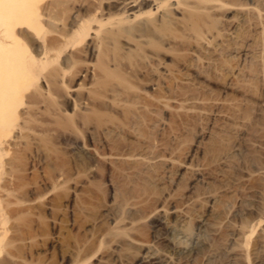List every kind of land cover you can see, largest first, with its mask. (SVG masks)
Returning <instances> with one entry per match:
<instances>
[{
	"label": "bare ground",
	"instance_id": "6f19581e",
	"mask_svg": "<svg viewBox=\"0 0 264 264\" xmlns=\"http://www.w3.org/2000/svg\"><path fill=\"white\" fill-rule=\"evenodd\" d=\"M219 78L239 99L211 95ZM57 138L100 148L111 193L69 201L83 236L45 248L24 219L39 198L21 190ZM147 220L163 234L148 239ZM52 250L60 264H264V0H0V264Z\"/></svg>",
	"mask_w": 264,
	"mask_h": 264
},
{
	"label": "rangeland",
	"instance_id": "374dc122",
	"mask_svg": "<svg viewBox=\"0 0 264 264\" xmlns=\"http://www.w3.org/2000/svg\"><path fill=\"white\" fill-rule=\"evenodd\" d=\"M229 18L231 17L229 16ZM162 65L164 67L172 65L171 54H168L167 57L162 59ZM219 79L214 85L208 86L211 95L219 97L220 99H225V97L226 99H239L240 95L236 93L229 91L224 92L220 87L222 79ZM193 133H195V131ZM204 136L205 134H201L198 137H193V143L199 142L201 138L202 141L205 142L206 139H203ZM53 143L54 152H57V155L55 153L56 158L51 161H43L41 157H35L37 161L34 159L32 168H28L30 166L26 164L23 177L24 183L22 182L23 187L21 190V196H23L22 199H24V201H32L37 197L39 198L40 203L37 206L35 205L31 210L32 212H29L24 219L26 224L32 225L35 229L39 228L38 230H42L40 226L44 228L45 233L42 245H44L45 248L49 247L50 241L54 238L55 233L56 235L58 233L64 244L83 236V228L78 232L76 231V224V227L72 228V224L78 220L76 221L74 218V215L76 216L75 206L68 204L69 201L78 200L82 202L87 200L89 203L107 202V197L110 196L111 193L109 184L110 169L105 167L101 161L94 156L98 154V151L101 152L99 147L97 149V146L86 141L84 138L81 139L78 147L75 145L70 146L60 138L53 140ZM61 171L66 176L67 182L65 181L60 187L50 190L46 186V178H52L53 175ZM67 175L70 177L68 178ZM189 183L190 182L186 181V184ZM72 219L73 221L75 220L74 223L71 222ZM148 221L150 220H147V223L145 222L146 224L144 223L145 227H147L146 230H148V239L154 236H161L163 234L162 228L159 226L156 228L157 224L154 223L155 225H152L151 221L149 222L151 224L150 226ZM192 232L196 233L194 229ZM156 246L162 248V244H159V242L156 243ZM42 257L44 260H48L47 262L50 261V264H58L60 261L57 250L46 252V254L43 253L41 258ZM250 259L249 256L248 264H250Z\"/></svg>",
	"mask_w": 264,
	"mask_h": 264
}]
</instances>
